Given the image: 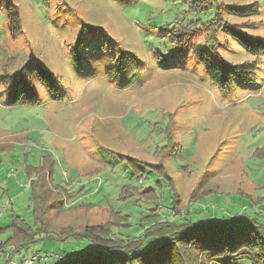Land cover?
<instances>
[{
  "label": "rangeland",
  "instance_id": "374dc122",
  "mask_svg": "<svg viewBox=\"0 0 264 264\" xmlns=\"http://www.w3.org/2000/svg\"><path fill=\"white\" fill-rule=\"evenodd\" d=\"M212 1L223 19L217 32L189 26L195 30L181 49L174 29L189 11L185 0H0V181H9L0 197L11 192V201H0V228L13 215L34 227L26 171L53 173L46 201L52 232L40 226L18 263L38 255L36 264H56L59 254L72 262L100 250L62 235L88 225H104L126 242L144 240L154 221L211 226L241 217L264 225V160L254 156L264 147V0ZM212 16L189 15L183 25ZM196 45L219 64H255L251 80L219 87ZM31 61L49 71L57 92L36 77L39 104L10 106L11 79ZM169 122L172 187L159 171H131L115 155L155 161ZM174 190L181 210L173 209ZM148 214L152 222L141 221ZM11 235L0 233V241ZM236 264L251 263L242 257Z\"/></svg>",
  "mask_w": 264,
  "mask_h": 264
},
{
  "label": "trees",
  "instance_id": "16d2710c",
  "mask_svg": "<svg viewBox=\"0 0 264 264\" xmlns=\"http://www.w3.org/2000/svg\"><path fill=\"white\" fill-rule=\"evenodd\" d=\"M185 3L189 5V11L182 16V25L174 29L180 32L176 36L178 38L177 44L180 45L181 49H186L190 31L197 27L209 26L210 32L214 33L217 32L216 29L223 20L218 5L212 0H185ZM6 13L13 19L14 23H19V14L13 4L6 7ZM189 15L204 16L207 19L212 16V18L188 21L187 24L183 25L186 20L185 17ZM189 26H195V29ZM193 49L197 59L204 65L208 77L219 87L225 88L233 78L240 81L251 80L250 73L255 70V64H219L203 46L196 45ZM75 54L79 57V61H82L80 54L77 52ZM36 77H39L51 91L57 92L58 84L49 71L37 62L31 61L24 65L11 79L10 106L39 104V97L35 92L33 82ZM171 126L170 122L166 126L165 139L167 142L156 151L155 161L116 153L115 155L131 171H159L171 184V187L174 186V181L165 166L166 158L173 153L174 148V135ZM254 156L259 160H264V147L258 148L254 152ZM26 174L29 179L36 178L31 182L30 191L34 205V227L37 228H34L20 216L13 215L11 224L5 228H0V233H12L4 245H0V249L11 243H14L17 249L31 245L35 242L37 234L41 232L40 226L44 230L46 229L48 234L50 231L52 232V223L48 220L49 213L46 201L53 173L52 171H26ZM174 191L173 209L181 210V197L178 196L176 190ZM125 192L126 190L123 191V193ZM145 196L149 200L155 198L153 191L145 193ZM149 216L148 214L146 218L145 216L142 217L141 221L152 222ZM120 218L123 223H128L130 219L128 216H120ZM244 221L246 220L238 217L221 220L211 226L193 223L164 226V224L154 221L145 230L144 240L127 242L115 239L113 230L104 225H88L82 231H74V229L66 231L65 229L62 232L63 236L91 240L100 247V250L98 249L89 255L74 256L75 260L72 262H69L68 259L72 258L73 255L64 256L61 254L66 257V260H59L56 264H236L242 257H247L251 264H264V225L249 221V224H244ZM121 226L122 224L118 225L119 228L124 227ZM148 237L156 239L153 248L145 243ZM99 252L107 255V257H101Z\"/></svg>",
  "mask_w": 264,
  "mask_h": 264
},
{
  "label": "crops",
  "instance_id": "0c3cea01",
  "mask_svg": "<svg viewBox=\"0 0 264 264\" xmlns=\"http://www.w3.org/2000/svg\"><path fill=\"white\" fill-rule=\"evenodd\" d=\"M36 178L34 177V178H32V179H30L29 180V188H30V185H31V182H32V180H35ZM8 182L9 181H7L6 183H3L2 181H0V184H1V187L0 188H2V187H7V184H8ZM3 190V189H2ZM10 195H11V192H10V190L8 189V188H5L4 190H3V196L2 197H0V201H2V200H4V199H9L10 201H11V197H10ZM7 197V198H6ZM9 205H11V202H10V204ZM9 238V237H8ZM7 238V239H8ZM4 241L3 240H1L0 241V245H4ZM3 248V249H2ZM1 249H0V264H9V263H11L10 262V260L5 256L4 258H2V253L3 252H8L11 248H15L16 249V245L14 244V243H11V244H9L8 246H7V248L6 249H4V247H2ZM16 251H17V254H18V259H19V257H22V258H26L25 256L26 255H23V249H16ZM12 264V263H11Z\"/></svg>",
  "mask_w": 264,
  "mask_h": 264
},
{
  "label": "built area",
  "instance_id": "2783aa9c",
  "mask_svg": "<svg viewBox=\"0 0 264 264\" xmlns=\"http://www.w3.org/2000/svg\"><path fill=\"white\" fill-rule=\"evenodd\" d=\"M1 256H2V258H4L6 256L10 260V262L12 264H36L38 262L40 263V261H41V257L36 255L33 258H31V259H24L21 263H18L16 261V259L18 258L17 257L18 254H17V251H15L14 248H11L8 252H3ZM58 258H59V260H62V261L66 260V257H64L61 254H59ZM46 261H47V258L45 259V262Z\"/></svg>",
  "mask_w": 264,
  "mask_h": 264
}]
</instances>
